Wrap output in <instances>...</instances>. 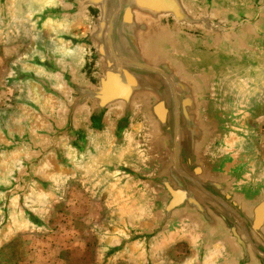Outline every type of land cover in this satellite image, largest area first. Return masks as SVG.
<instances>
[{
    "label": "water",
    "instance_id": "water-1",
    "mask_svg": "<svg viewBox=\"0 0 264 264\" xmlns=\"http://www.w3.org/2000/svg\"><path fill=\"white\" fill-rule=\"evenodd\" d=\"M28 0H0V24ZM32 1V0H31ZM41 48L16 80L28 119H0V239L56 171L96 162L130 218L100 264H264V171L238 150L247 96L264 82V0H42Z\"/></svg>",
    "mask_w": 264,
    "mask_h": 264
},
{
    "label": "rangeland",
    "instance_id": "rangeland-1",
    "mask_svg": "<svg viewBox=\"0 0 264 264\" xmlns=\"http://www.w3.org/2000/svg\"><path fill=\"white\" fill-rule=\"evenodd\" d=\"M42 0H28L0 24V119L20 125L28 119L34 91L16 80L41 48L60 49L57 30L41 24ZM33 95V96H32ZM240 153L254 158L252 170L264 171V82L251 92L242 110ZM4 164H0V173ZM96 162L83 163L50 175V188L34 202L40 224L15 222L0 239V264H100L116 225L131 216L119 192L99 176ZM187 240L160 250L158 264H188ZM111 264H136L120 256Z\"/></svg>",
    "mask_w": 264,
    "mask_h": 264
},
{
    "label": "crops",
    "instance_id": "crops-1",
    "mask_svg": "<svg viewBox=\"0 0 264 264\" xmlns=\"http://www.w3.org/2000/svg\"><path fill=\"white\" fill-rule=\"evenodd\" d=\"M32 96H33V95H32ZM33 99H34V96H33ZM31 101H32V100H31ZM9 124H10V123H9ZM11 125H12V124H11ZM112 261H113V260H112ZM112 261L108 262L107 264H111Z\"/></svg>",
    "mask_w": 264,
    "mask_h": 264
}]
</instances>
